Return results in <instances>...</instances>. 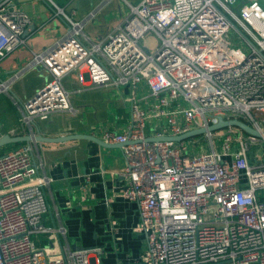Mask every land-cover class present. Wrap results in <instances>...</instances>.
Here are the masks:
<instances>
[{"label": "built area", "instance_id": "2783aa9c", "mask_svg": "<svg viewBox=\"0 0 264 264\" xmlns=\"http://www.w3.org/2000/svg\"><path fill=\"white\" fill-rule=\"evenodd\" d=\"M121 2L128 12L98 38L85 31L95 12L82 20L56 5L67 31L0 78V94L15 100L35 134L37 120L78 111L66 75L119 91L130 120L101 138L122 144V192L137 203L146 238L136 264H264V138L229 126L182 141L149 140L209 128L219 116L264 131V0ZM32 23L17 0H0V61L27 44ZM148 33L159 38L155 50L144 43ZM38 66L49 79L19 103L12 84ZM15 145L0 148V264H94L101 248L73 249L62 241L67 227L48 222L54 179L40 173L31 143Z\"/></svg>", "mask_w": 264, "mask_h": 264}, {"label": "crops", "instance_id": "0c3cea01", "mask_svg": "<svg viewBox=\"0 0 264 264\" xmlns=\"http://www.w3.org/2000/svg\"><path fill=\"white\" fill-rule=\"evenodd\" d=\"M71 1L17 0L18 6L31 17L33 23L24 33L27 44L0 61V78L11 77L32 58V50H43L67 31L68 25L62 18L54 16V9L57 5L70 13ZM60 24L65 29L55 31ZM40 68H27L12 84L16 86H11V90L19 103L31 98L49 79L48 72ZM74 76L77 79L76 74ZM68 90L70 97L77 95V106L71 97L78 108L72 117L79 112L81 118L68 119V112L53 114L48 120L36 121L32 127L35 134L40 132L58 136L79 132L101 138L105 128L121 129L130 120L128 105L115 88L82 86L76 81V86ZM109 90L113 94H109ZM125 90L132 92L129 87ZM95 96L97 100L93 99ZM0 113L8 133L21 129L16 122L17 117L20 119L19 106L6 93L0 95ZM22 129V134L31 133V129L24 124ZM31 144L40 165V173L54 179L46 189L51 204L48 222L56 225L62 222L67 227L66 239L62 237L63 243L73 249L101 248L102 254H99V259L95 258L94 264H136L145 249L146 238L137 229L140 222L137 203L122 192L124 179L120 171L126 164L122 145H102L90 139ZM261 155L264 160V153L261 152ZM258 194L264 199V188L258 190Z\"/></svg>", "mask_w": 264, "mask_h": 264}, {"label": "rangeland", "instance_id": "374dc122", "mask_svg": "<svg viewBox=\"0 0 264 264\" xmlns=\"http://www.w3.org/2000/svg\"><path fill=\"white\" fill-rule=\"evenodd\" d=\"M134 4L140 2V0H131ZM77 11L76 17L82 20H85L91 13L95 12L94 16L89 19L85 24V31L90 34L92 37H96L98 35H104L109 28H111L117 21H119L122 17V13L125 14L128 12L125 5L121 2V0H72L71 1V8ZM70 11V10H69ZM65 29L63 24L58 25L55 28V31H63ZM159 42V38L154 33L146 34L144 39L145 45L150 50H155ZM40 69V66H38ZM76 81H78L73 73L66 75L63 78V83L66 88H73L76 86ZM15 85H12V88H15ZM112 89V88H107ZM13 91V89H12ZM13 93V92H12ZM109 94H113L111 90L108 91ZM1 95V94H0ZM76 94L71 95L72 99L75 101V105L77 106V102L75 100ZM97 96L93 97V99L97 100ZM74 105V106H75ZM77 108V107H76ZM78 109V108H77ZM74 113L68 112L67 118L68 119H77L81 118L80 113L78 112L75 116L72 117ZM21 119V118H20ZM20 119L17 117L16 122L20 125L21 129H17L12 131V134H22V123ZM8 133L6 122L0 113V136ZM10 133V132H9ZM263 141V140H262ZM262 149L261 146L257 145L255 147V154L259 153Z\"/></svg>", "mask_w": 264, "mask_h": 264}, {"label": "water", "instance_id": "95a60500", "mask_svg": "<svg viewBox=\"0 0 264 264\" xmlns=\"http://www.w3.org/2000/svg\"><path fill=\"white\" fill-rule=\"evenodd\" d=\"M39 68V67H37ZM41 69V68H40ZM229 126H235L242 129L244 132L264 138V131L259 130L258 128L252 126L245 120L240 118H231V119H224L222 116H219V121L209 126V128L201 127L192 129L180 135H165V136H158V137H150L149 140L151 141H159V140H172V141H182L194 136H198L206 132L207 130H220ZM80 139H90L95 140L102 145H108L104 140L96 135L91 133H68L58 136H48L43 135L42 133L37 134H12V133H5L0 136V148L5 147L7 145L16 144L20 142H46V143H58L64 141H71V140H80ZM122 145V144H119Z\"/></svg>", "mask_w": 264, "mask_h": 264}, {"label": "trees", "instance_id": "16d2710c", "mask_svg": "<svg viewBox=\"0 0 264 264\" xmlns=\"http://www.w3.org/2000/svg\"><path fill=\"white\" fill-rule=\"evenodd\" d=\"M26 142H20V143H16V145H22V144H25ZM15 145V146H16Z\"/></svg>", "mask_w": 264, "mask_h": 264}]
</instances>
